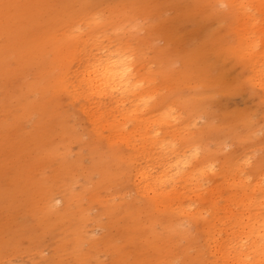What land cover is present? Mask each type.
<instances>
[{
	"label": "rangeland",
	"instance_id": "obj_1",
	"mask_svg": "<svg viewBox=\"0 0 264 264\" xmlns=\"http://www.w3.org/2000/svg\"><path fill=\"white\" fill-rule=\"evenodd\" d=\"M48 1L56 7L66 0ZM244 3L250 11L246 15L235 0H135L132 6L140 9L125 18L108 13L110 0H90L87 7L95 9L58 31L61 41L75 45L66 83L75 94H61L55 98L58 105L52 104L54 118L65 119L71 133L62 137L58 122L48 123L43 135L50 142L58 139V154L46 161L33 159L32 146L23 142L39 112L22 120L15 113L20 111L17 98L49 102L50 93L43 98L37 90H28L27 84L38 81L39 74L30 66L20 78L14 73L18 56L11 54L7 71H0V186L15 191L16 204L0 199V264H236L228 241L233 240L232 223L249 213L253 218L264 214L257 204L242 206L244 190L237 184L240 178L255 179L257 163L264 159V117L243 142L227 128V115L254 117L264 108L254 93L264 87L243 80L248 69L226 47L235 42L236 28H264V0ZM72 4L77 9L81 5L77 0ZM16 7L14 2L8 5L13 32L19 26L13 15ZM255 39L263 51L264 34L256 33ZM95 47H120L140 76L152 80L156 95L124 106L108 96L87 95L76 75ZM193 51L204 59L192 69L212 91L203 109L195 103L193 87L177 77L184 68L182 57ZM259 75L264 79V68ZM204 153L209 157L205 165ZM119 155L134 165L150 160L157 172L167 169L170 175L142 190L131 174L118 178L99 168L100 159ZM186 162H192L193 172ZM234 166L242 170L238 176ZM23 168L27 173L22 180L15 172ZM61 169L65 171L58 175ZM35 181L42 186L40 193ZM158 197L162 200L153 203ZM198 209L212 237L203 224L194 223L191 214ZM129 217L136 223L127 230Z\"/></svg>",
	"mask_w": 264,
	"mask_h": 264
},
{
	"label": "bare ground",
	"instance_id": "obj_2",
	"mask_svg": "<svg viewBox=\"0 0 264 264\" xmlns=\"http://www.w3.org/2000/svg\"><path fill=\"white\" fill-rule=\"evenodd\" d=\"M77 1L81 3L78 9L73 7L75 6L72 4L73 0H66L62 5L58 4L56 7L48 0H0V38L2 39V44L0 45V71H7L10 56L15 53L19 61V66L14 70L15 74L19 73L20 78H24L25 71L30 66H34L35 73L37 72L39 74L38 81L34 83L29 82L27 84L28 90H37V92L43 95V98H46L50 93L49 102L46 100L40 102L30 101L28 97L24 99L17 98L18 102H20V111H16V118L18 117L22 120L36 111L40 114L39 119L32 125L33 130L30 131V129H28L23 139L24 145L28 144L30 147L32 146L30 155H33V159L35 160L46 161L58 154V139H54V142H50V139L45 137V133L43 135L44 130L48 127V123L57 121V126L60 127V135L62 137L71 133L65 119L54 118L55 113L52 104L58 105V101L55 98L61 94L69 98H73L75 94V92L70 91V86L66 84L68 73L70 72V67H68V65L71 47L75 45L61 41L58 38V31L64 25L74 26V23L79 20H74L75 17L96 8L95 6L87 7V3L90 0H88V2L85 0ZM134 1L135 0H110V4L105 8L110 14L129 18L134 15L135 10L140 9L132 6ZM10 2L16 3L17 6L16 10L13 12V15L17 17L19 22L16 32L11 30L9 24L11 13L8 10V5ZM235 2L237 4L235 6L238 10L243 12V15L250 13V11L247 10L244 0H235ZM259 2L261 3V0H259ZM131 12L133 13L131 14ZM256 33L264 34V28H236L235 42L229 43L226 47L230 52L236 55L241 67L248 69L246 77L238 78L237 82L243 78V80H246L249 84L264 87V79L259 75L260 69L264 68V50H259V42L255 39ZM221 46L222 49H224L225 43H222ZM119 48L120 47L116 50H112L109 47L93 48V51L88 55L87 59L82 63L81 69L77 72L78 74L76 76L79 86L83 87L84 92L91 97L98 98L108 96L111 101L119 103L122 106L128 101H147V99L154 97L157 93L155 84L152 83L151 79L145 80L140 76L139 71L134 67L135 63L129 60L126 53L119 51ZM228 50H225V52L228 53ZM182 59L184 68L177 74L178 80L182 84L193 87L192 96L198 101L195 103L196 105H200V109H203L206 103L205 97L212 93V91L206 88L209 85L201 81L192 69L193 66L203 65V54L198 51H193L189 54H185ZM174 80L175 78H173V81ZM262 89V93L259 90L258 92L254 90V93L259 97L261 102L264 103V88ZM13 92V90H9L10 94H13ZM174 93L178 95L176 91H174ZM166 100V97L162 99V105L165 104ZM253 115L257 119V122L251 113L227 115L226 117L230 121L227 127L229 130L228 133L233 136L234 139L243 142L247 136V132L251 130L253 126L259 124L260 118L264 117V108ZM57 126H55V128ZM52 137L53 136H51V138ZM194 147L197 149L196 142H194ZM201 159L204 160L205 165L206 161L209 159L207 153H204ZM100 161L99 168L102 169V172L113 174L118 178L122 176L128 178L131 174V178L136 181L137 187L142 190H150L153 182L164 181L170 175L167 169L157 172L156 165L153 162L150 163V160H147L145 165L142 163H136L134 165L131 160L119 155L114 159L111 158L109 161L105 158L100 159ZM185 164L188 166V171L193 172L192 162H186ZM182 168L180 167V169ZM21 169H17L15 175L18 177L23 176V180L27 172L23 168L24 171L19 173ZM263 170L264 159H260L255 168L256 178H240L237 182L244 190V199L240 203L247 209H251L256 204L264 208ZM64 171L65 169L59 170L58 175L63 174ZM234 171L237 176L242 172V170L236 166H234ZM19 182L15 181L17 188H20L21 183L19 184ZM28 182V184H30L32 181ZM37 184L36 181L33 184L35 190L38 191L39 188V191H41L42 186ZM41 184L44 186V182H41ZM249 188H251L250 191L257 196L250 195ZM22 189L26 188L24 187ZM35 190L31 192L35 194ZM39 191L38 193H40ZM15 194V191L11 190L10 187L2 188L0 186V199L7 198L12 206L16 204L14 203ZM34 198L35 197L27 200L29 202V200ZM38 198H40V195H38ZM161 200L162 198L158 197L153 203L160 202ZM11 205L10 207H12ZM202 213L203 210L198 209L195 213L191 214V217L197 225L199 223L203 224V229L210 233L212 237V231H210L211 226L208 220L198 217ZM246 220L248 221L245 222ZM135 223L136 219L129 217L124 227L130 230L132 225L134 227ZM229 231L231 235L230 238H233V240L228 239V241L232 245L231 253H236V264H264V214L260 218H253L252 213H249L246 218L240 219L236 224L233 222ZM214 239L215 242L218 241L216 236H214Z\"/></svg>",
	"mask_w": 264,
	"mask_h": 264
}]
</instances>
